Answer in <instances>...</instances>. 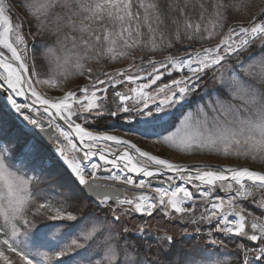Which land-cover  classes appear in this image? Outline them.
Wrapping results in <instances>:
<instances>
[{"label":"snow or ice","instance_id":"obj_1","mask_svg":"<svg viewBox=\"0 0 264 264\" xmlns=\"http://www.w3.org/2000/svg\"><path fill=\"white\" fill-rule=\"evenodd\" d=\"M19 7L23 15L0 0V264H197L167 229L150 230L157 217L182 224L188 241H207L194 246L199 264H264V11L241 15L244 0ZM36 45L57 64L70 54L86 83L62 96L39 91L55 81L29 62ZM125 58L127 68L89 66ZM135 137L236 163L174 162ZM38 176L59 189L54 214L41 196L31 210ZM134 215L142 219L130 229Z\"/></svg>","mask_w":264,"mask_h":264},{"label":"rangeland","instance_id":"obj_2","mask_svg":"<svg viewBox=\"0 0 264 264\" xmlns=\"http://www.w3.org/2000/svg\"><path fill=\"white\" fill-rule=\"evenodd\" d=\"M12 3L17 6V11L23 15V10L19 7V0H12ZM264 11V1L259 2V4L251 10H245L242 15H258ZM207 46V45H205ZM36 47V46H35ZM40 51L36 54V48H32L30 46L31 54L35 57V61L30 60V63L35 62L37 64V69L41 73L40 78L41 79H51L55 81V87H49L48 85H38L37 88L39 91L44 92L46 95L49 96H62L65 94L67 90H71L76 85L83 86L86 83V79L84 76L76 74L77 70L74 68V65L72 63V57L69 54V62L67 64L64 63L63 57L65 53L61 52L59 55L61 56V60L59 64H57L54 60L50 62L49 58L45 55L46 49L42 46H37ZM135 55L139 57L140 51L139 49H135ZM162 59L163 57H158ZM133 61L129 58H125V62L122 65H119L118 63L109 62L107 60H101L100 62H97L95 60L91 61L89 66L93 68L94 72H102L105 69L108 70H115L120 68H127L129 64H131ZM5 99H3L0 96V106H5ZM198 108V105L192 104L190 105L186 110H184L183 115L177 114V118L173 120L174 127L172 128V131L175 132L178 128H180L183 124L185 116H187L189 113H195ZM4 110L7 111V107H4ZM104 128V127H103ZM100 128V129H103ZM119 133V131H117ZM135 142H137L140 146L151 150L153 154L160 155L161 157H167L171 158L174 162L178 163H187L191 157H200L202 160H198L199 162H208V163H216V164H222L226 165L229 163H235L236 161L231 159H225L223 157L217 156L215 154H208V153H185L180 152L179 150L175 148H169L166 145L163 144H153L146 140H141L139 137H135ZM31 175V174H30ZM39 179V176L32 179L31 185H30V192L32 194V198L34 203L32 204L31 210H37L39 208V204L42 202H45V199L48 201H51V199L44 196V192H40L38 189L42 191L48 190L46 184L40 185L37 183ZM51 180V179H50ZM47 183V182H46ZM38 187V188H37ZM36 189V190H35ZM34 191H36V195H34ZM49 191V190H48ZM138 193L140 190H136ZM129 195V198H132L133 195H136L135 192L131 191L127 193ZM37 196L44 197L45 199H37ZM53 202V201H51ZM56 205L53 202V208L49 212V214H54ZM44 211V210H41ZM198 212H196L197 214ZM141 217L138 215L132 216L128 222L127 227L130 229H135L138 222L141 221ZM150 225H151V231L153 233H159L163 234V230L167 229V234L171 235L175 240L184 238L181 229L183 228V225L174 222V223H168V221L164 218L157 217L156 219L149 218ZM194 226L189 225V232L193 231ZM199 244H206L207 241H200L199 238H197Z\"/></svg>","mask_w":264,"mask_h":264},{"label":"trees","instance_id":"obj_3","mask_svg":"<svg viewBox=\"0 0 264 264\" xmlns=\"http://www.w3.org/2000/svg\"><path fill=\"white\" fill-rule=\"evenodd\" d=\"M261 1H264V0H244V3L246 5V9L245 10L254 9L259 4V2H261ZM37 46L38 45H36V47H35L36 48L35 49L36 50V54L38 53V51H40ZM124 62H125V59H122V60L117 61L116 63H118L119 65H122ZM4 102L6 104V101H4ZM38 183L40 185H42V184H46L47 185V189L49 191L48 190L42 191L40 189V187L39 188L37 187L40 190V192H44L43 194H44L45 197L51 199V201H53V202H55L58 199L57 192L59 191V189L56 188V185H55L54 181H52L50 179H47L44 176H39V179H38L36 184H38ZM34 195H36V191H34ZM35 211L36 210H32V212H35ZM37 222H39V221H37ZM176 241H177L176 252L179 253L181 255V257H183V255L185 253L191 254L197 260V264H199V261L201 260L202 257L199 254V249L194 250V246L199 244L198 240L196 239V240L188 241L185 238H180V239H177ZM199 245H200L201 248L206 246V244H203V245L199 244ZM222 251H223V249H222ZM227 251H234V249L231 246H229Z\"/></svg>","mask_w":264,"mask_h":264},{"label":"flooded vegetation","instance_id":"obj_4","mask_svg":"<svg viewBox=\"0 0 264 264\" xmlns=\"http://www.w3.org/2000/svg\"><path fill=\"white\" fill-rule=\"evenodd\" d=\"M111 118L110 117H105L103 120H101L100 122H99V128H103L104 127V125H105V123H106V121L107 120H110ZM129 192H131V191H129ZM133 192V191H132ZM135 192V194L137 195V194H139L136 190L134 191ZM128 195V194H127ZM203 209L202 208H197V209H195V211L196 212H198L197 213V216L200 214V212L202 211Z\"/></svg>","mask_w":264,"mask_h":264},{"label":"bare ground","instance_id":"obj_5","mask_svg":"<svg viewBox=\"0 0 264 264\" xmlns=\"http://www.w3.org/2000/svg\"><path fill=\"white\" fill-rule=\"evenodd\" d=\"M39 90V89H38ZM200 161V160H202V158H200V157H198V158H196V157H191L190 159H189V161H187V163H200V162H197V161Z\"/></svg>","mask_w":264,"mask_h":264},{"label":"water","instance_id":"obj_6","mask_svg":"<svg viewBox=\"0 0 264 264\" xmlns=\"http://www.w3.org/2000/svg\"><path fill=\"white\" fill-rule=\"evenodd\" d=\"M0 92H1V94L3 95V92H2V90H0ZM4 96V95H3Z\"/></svg>","mask_w":264,"mask_h":264}]
</instances>
